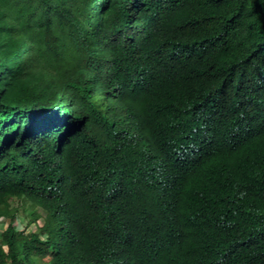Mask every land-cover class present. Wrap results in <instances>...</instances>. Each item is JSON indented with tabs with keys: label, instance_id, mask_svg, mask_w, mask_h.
<instances>
[{
	"label": "trees",
	"instance_id": "trees-1",
	"mask_svg": "<svg viewBox=\"0 0 264 264\" xmlns=\"http://www.w3.org/2000/svg\"><path fill=\"white\" fill-rule=\"evenodd\" d=\"M0 219V264H264V0H0Z\"/></svg>",
	"mask_w": 264,
	"mask_h": 264
},
{
	"label": "clouds",
	"instance_id": "clouds-1",
	"mask_svg": "<svg viewBox=\"0 0 264 264\" xmlns=\"http://www.w3.org/2000/svg\"><path fill=\"white\" fill-rule=\"evenodd\" d=\"M253 60H254V62H255V66L253 67L252 72H250L249 79H248L247 82L244 84L245 87H247L248 85L250 86L251 81H252V79H253V73H254L255 67L263 62V59H262V56H261V48H260V46H258L257 55L253 57ZM248 90L250 91V87H249ZM208 108H210V106H208V105L205 103V107H204V109L206 110V109H208ZM0 220H1V221H0V225L3 223V221H5V223H4V228H3L2 231H0V233H2V232L6 229L8 223H7L6 220H2V219H0ZM38 221H39V220H38ZM38 221H37V224H38ZM89 221H90V220H89ZM89 221H88V222H89ZM25 225H26V224H25ZM38 225H41V224H38ZM15 226H21V225H19V223L16 222ZM22 228H23V227H22Z\"/></svg>",
	"mask_w": 264,
	"mask_h": 264
},
{
	"label": "rangeland",
	"instance_id": "rangeland-1",
	"mask_svg": "<svg viewBox=\"0 0 264 264\" xmlns=\"http://www.w3.org/2000/svg\"><path fill=\"white\" fill-rule=\"evenodd\" d=\"M13 205H14V207H16V206H17V203H14ZM27 212H28V211H27ZM28 213H29V212H28ZM4 223H5V221H3V223L0 225V231L3 230V228H4ZM26 223H27V222H26L25 220H24V221H21V223H20L21 227H24ZM38 224H41V221H40V220L38 221ZM17 227H18V226H17ZM31 228H34V225H32ZM32 230H33V229H32Z\"/></svg>",
	"mask_w": 264,
	"mask_h": 264
}]
</instances>
